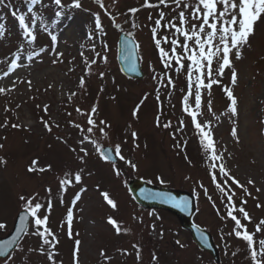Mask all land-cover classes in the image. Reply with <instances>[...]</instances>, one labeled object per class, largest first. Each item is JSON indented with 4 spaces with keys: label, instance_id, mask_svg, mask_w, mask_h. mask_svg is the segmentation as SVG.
I'll use <instances>...</instances> for the list:
<instances>
[{
    "label": "rangeland",
    "instance_id": "obj_1",
    "mask_svg": "<svg viewBox=\"0 0 264 264\" xmlns=\"http://www.w3.org/2000/svg\"><path fill=\"white\" fill-rule=\"evenodd\" d=\"M62 3L65 7L61 16L56 15L60 8L54 0H38L36 4H31L30 0H5V5H0V24L5 26L4 35L0 37V76L9 70L10 61L23 45L18 61L22 67L0 79V87L5 89L12 88L15 81L11 91L0 94V145H3L0 157L6 161L0 163V222L6 224L5 229H0V237L13 231L20 213L25 210L19 197L38 194L37 200L45 208L51 201L49 227L58 235L56 251L59 255L56 259L62 260L63 264H73L77 239L81 241L80 264H252L246 242L233 233L235 223L227 216V197L212 182V161L206 158L190 117L183 112V97L188 90L187 74L184 70L176 73L174 69H165L154 47L150 31L153 21L148 16L151 14L153 20L156 19L158 10L143 8L133 16L128 10L139 8L144 0H117L115 4L113 0H104L109 12L116 17V23L121 25L116 28L95 0H81L82 7L78 9L67 7L71 0H62ZM9 4L11 7L7 6ZM171 7L161 6L167 14L166 19L176 15ZM13 11L17 15L25 14L30 26L32 20H36L34 43L28 44ZM97 12L106 35L95 29L94 14ZM133 21L138 27H132ZM45 27L58 36L55 50L63 56L57 63H53L56 55ZM90 32L92 39H89ZM123 32L135 38L139 45L143 78L126 76L120 69L119 38ZM163 35L170 34L162 29L159 36ZM249 44L242 49L241 59L232 58L237 72L235 85L231 84V69H225L221 83L213 85L210 94L207 89L202 90V107L197 119L202 124H211L215 147L218 154L223 155V160L217 163L222 162L230 176L251 193L247 195L244 189L228 179V186L235 192V206L238 209L242 201H246L243 207L251 220L243 219L238 211L234 214L249 232H255V226L264 220V18L257 21ZM162 46L169 50L170 45L162 42ZM41 48L45 51L29 62L27 56ZM81 52L89 61L96 60L91 75H85L86 65ZM96 52L106 55L107 63L96 57ZM213 66L215 68V63ZM100 72L105 74L103 78ZM165 73L172 77L174 87L168 85ZM81 76L85 78L83 89L79 87ZM161 79L163 83L158 82ZM28 81H31V87ZM224 86L231 88L237 97L235 115L228 110L230 100L223 91ZM73 92L76 95L69 99ZM194 93L195 85L193 96L189 98L193 107ZM93 105L97 106L93 118L98 127L88 135L102 149L106 146L114 149L119 144L125 160L117 156L115 163L105 161L93 144L79 143L87 133L73 127L72 122L86 128L87 117L75 109L90 111ZM137 105L139 111L134 117L133 110ZM158 114H161V125L171 121L172 126L168 129L157 127ZM41 118L52 125L51 132ZM101 120L110 125L106 129L107 137L99 131V127H103L99 123ZM5 122L7 126H4ZM13 124L20 127L14 128ZM233 127L237 129L238 141L231 134ZM133 131L138 134L136 139L131 136ZM177 144L181 147H176ZM81 147L87 149V155L80 152ZM73 148L75 152L71 151ZM81 156L83 160L79 158ZM33 160L38 161V168L51 165V170L28 172ZM215 171L218 182L223 184L226 178L219 174L218 168ZM76 172H80L81 182L73 180L67 191L62 190L60 179L65 173L74 177ZM158 177H163L165 182L160 183ZM137 178L151 185L185 190L195 196L194 221L212 234L219 250V261L195 243L191 231L182 226L175 214L164 209L145 208L135 201L128 184ZM249 180L254 184H249ZM48 189H51L50 193ZM204 189H207V195ZM103 192L116 202V209L107 204ZM77 193H80V199L73 207ZM69 207H73L74 212L71 238L66 226ZM40 214H45L43 209ZM108 217L115 218L129 231L116 233L108 223ZM31 220L28 234L0 259V264H49L45 256L31 251L42 243L38 236L31 234L34 231ZM255 239L258 247V241L264 239V228L256 233ZM133 245L139 247V260ZM101 251L111 259L101 257Z\"/></svg>",
    "mask_w": 264,
    "mask_h": 264
},
{
    "label": "snow or ice",
    "instance_id": "obj_2",
    "mask_svg": "<svg viewBox=\"0 0 264 264\" xmlns=\"http://www.w3.org/2000/svg\"><path fill=\"white\" fill-rule=\"evenodd\" d=\"M38 0H30L31 4H36ZM117 0H113L115 4ZM55 5L60 8V11L56 12L57 16L63 15V9L65 5L62 3V0H54ZM95 3L99 5V7L107 14L112 20L114 26L116 28H120L121 25L116 23V17L109 12L108 8L105 6L104 0H95ZM0 5H5V0H0ZM165 8L171 7V10L176 13L175 16L170 19H166V12L161 9V6ZM11 7V5H7ZM69 8H81V0H71V4L67 5ZM156 9L158 10V17L153 20L151 14H149L148 19L153 21V26L150 31L152 33V40L154 43V47L158 50V57L161 63L163 64L165 69L175 70L176 73H180L184 70L187 74V94L183 97V112L186 113L193 125L194 131L197 133L199 137V143L203 148L205 156L208 160L212 161L210 167L213 169L211 171L210 176L212 182L215 187L219 189L221 193H223L229 202L227 205V216L230 217L234 223L235 227L233 229V233L237 238L242 239L246 242L249 250H250V258L252 264H264V239H260L257 241L255 239V235L258 232H261L262 228H264V220H261L255 226V232H249L246 225L241 223V219L235 215V212H239L243 219L250 221L251 217L249 213L243 207V204H246V201H242L241 206L237 209L235 203L233 201V197L235 196V192H233L228 186V179H232V181L240 188L244 189L247 195H251V193L247 192V189L244 185L240 184L238 180L234 177L230 176L229 171L226 169L225 165L218 161L223 160V155L218 154L217 149L215 147V141L213 138V133L211 129L210 122L208 124H202L197 116L200 114V110L202 107V90L207 89L209 94L211 93V89L213 85L220 84V78L223 77L225 73V69H231V84L235 85L237 83V72L233 67V56L235 59L239 60L242 58V49L245 46H250L249 41L250 37L255 34V26L257 21L261 18H264V0H156L155 3L151 2V0H144V3L141 4L139 8H130L128 11L133 14V16L139 12L141 9ZM31 12V9H29ZM12 15L16 17L19 21L20 27L23 29V35L28 38V44H32L36 41L37 37L35 35V22L33 19L31 22V26L28 22H26V15L19 14L13 11ZM94 24L95 29L99 30L100 33L105 34L104 27L101 21V15L99 12L94 14ZM132 27H138L133 21ZM167 31L170 35L159 36V32L161 30ZM5 26L0 24V37L4 35ZM44 31L49 32L51 37V42L53 45L52 51L56 55V59L53 60V63H57L60 60V57L63 56L62 52H56L55 45L58 43V36L56 34H52L47 27L44 28ZM89 39H92L91 32L89 33ZM163 44L170 45L169 50H165ZM132 48L135 50L139 47L138 43L132 41ZM95 44L92 45V50L95 52ZM106 47V45H105ZM45 49L41 48L39 52H33L27 56L29 62L33 60V57L39 56L41 52H44ZM127 52V56L125 57L128 60H131V51L128 48H125ZM23 52V45L20 46L18 51L14 54V58L10 61L9 70L3 73V76H0V79L7 77L10 72H14L17 68L22 67L18 61L21 59V54ZM96 57L100 58L104 63H107V56H101L100 52H96ZM81 56L83 57L84 63L86 65L85 75H91L92 65L96 64V60L93 59L91 61L88 60V57L84 56L83 52H81ZM215 63V68H214ZM131 70L135 71V64L132 63ZM100 77L103 78L105 75L103 72L99 73ZM168 85L174 87V83L172 81V77L167 75ZM155 78V77H154ZM207 80V83L205 82ZM158 82L163 83V80H159ZM29 86L31 87V81H28ZM195 85V93H194V107L189 104V98L193 96V86ZM15 87V81L13 82L12 88ZM79 87L83 89L85 87V78L84 76L80 77ZM12 88L5 89L4 87H0V94H5L8 91H11ZM103 90V89H101ZM158 91V90H157ZM223 91L226 93L227 97L230 100L229 112L235 115L237 113V97L234 95L231 88L224 86ZM171 93H169L170 95ZM76 93L73 92L69 96L71 99L72 96H75ZM157 100H159V96H157ZM143 103V101H141ZM39 107V106H38ZM209 107H211V102L209 101ZM7 110V109H6ZM48 106H44V111L47 112ZM77 113L80 115H84L87 117L86 124L87 127H83L82 125L72 122V126L79 129L81 132H86L87 134L82 137L79 141L81 145L85 142H89L93 144L96 150L99 152V155L105 161L111 159V157L102 149L101 145L95 140L92 139L90 135L96 129L97 122L93 118L97 113V106L93 105L90 111H85L77 107L75 109ZM139 111V105L133 110V116L136 117ZM162 114V112H161ZM158 114L155 120L157 127H163L168 129L172 126L171 121L163 123L161 125L160 115ZM71 115V113H68ZM42 122L45 125V128L51 132L52 125H50L47 121ZM100 125L103 127H99L100 133L107 137L108 132L107 128H110V125L107 124L106 121L101 120ZM180 124L183 125L184 121L181 120ZM7 126V122L5 125ZM12 127L17 128L20 125L13 124ZM59 127V125H56ZM232 136L235 137L238 141L239 137L237 134L236 127L232 128L231 132ZM175 136V133L172 134ZM131 136L133 139H136L138 134L133 131L131 132ZM186 143V142H185ZM176 147H181L180 144L175 145ZM136 147H139L137 144ZM0 148H3V145H0ZM71 151L75 152L76 149L73 148ZM111 151V149L109 150ZM115 155L119 156L120 160H125L126 158L121 155V146L119 144L115 145L114 148ZM80 152L87 155V149L84 147L80 148ZM83 160V156L79 157ZM0 163H6L2 157H0ZM38 161L33 160L32 165L27 169L28 172H45L51 170V165H47V167L38 168ZM126 163L130 164L133 168L136 167L131 161H126ZM219 170V174L222 177H225L223 184L218 182L217 173L215 169ZM119 175V171L116 173ZM71 177V178H70ZM160 183H164L163 177L157 178ZM73 180L75 183H80L82 180V176L80 172H76L74 177H72L71 173H65L64 178L60 179L59 184L62 190L67 191V188L73 184ZM249 184H254V181L249 180ZM203 188V184L200 185ZM49 193L51 189L47 190ZM84 189H81L83 192ZM205 194L207 195V189H204ZM259 191V189H257ZM105 201L108 205H110L113 209L117 208L116 202L109 197L107 192L102 193ZM38 194H33L31 196H23L21 195L19 199L24 202V215L21 216V222L25 223L26 218L31 217V225L34 227V231L31 233L32 235L38 236L42 243L38 249H31V251H38L39 254L45 256L49 261V264H63V261H57L56 257L59 253L56 251L57 245L59 244V238L57 233L53 232L49 227V215L51 212L52 204L51 201L48 202L47 207L45 205L38 202L37 200ZM80 199V193H77L72 201L73 207L75 206L76 201ZM211 199V197H209ZM63 201L61 200V203ZM177 206L187 207V201H181L177 203ZM73 207H69L66 213V226H67V235L69 238L73 236L72 232V224L74 220V212ZM257 207H261V205L257 204ZM44 210L43 216H41V210ZM108 223L113 226L116 233L128 232L129 229L122 228L121 224L113 217H108ZM63 227V225H61ZM155 227V225H153ZM6 224L0 222V229H5ZM23 232L25 235L28 234V228L22 227L18 229V235L13 240L5 241L0 243V255H7L4 249L9 248L11 245L16 244L19 239V233ZM233 233H229L232 235ZM179 243V241H177ZM80 240H75V247L73 249V264H80L79 252H80ZM136 248V257L140 259V250L137 245H133ZM101 257H104L106 260L111 259L107 257L106 254L101 251ZM235 255V253H233ZM9 259L11 257L9 256ZM155 260L156 257H153Z\"/></svg>",
    "mask_w": 264,
    "mask_h": 264
},
{
    "label": "water",
    "instance_id": "obj_3",
    "mask_svg": "<svg viewBox=\"0 0 264 264\" xmlns=\"http://www.w3.org/2000/svg\"><path fill=\"white\" fill-rule=\"evenodd\" d=\"M132 41L136 42L133 37L123 32L119 38V55L118 61L122 72L129 77L143 78L144 72L141 66L138 48L133 50ZM137 43V42H136ZM131 51V60L126 59L127 52L125 48ZM135 64V71L131 70V64ZM111 149V151H109ZM103 150L111 157L109 161L115 163L118 161V157L115 155V151L112 147L106 146ZM131 193L135 200L145 208H159L172 212L175 214L182 226L188 229L192 233V237L195 243L202 249L210 252L216 261H219V250L214 242L213 236L209 231L200 227L194 222L196 213V201L195 196L188 191L178 190L173 188L159 187L151 185L141 179H133L128 184ZM187 201L188 206H177L178 202ZM25 211H22L19 215L17 225L12 234L7 238H0V243L13 240L18 235V229L22 227H28V223L31 217L26 218L25 223L21 222V216ZM23 232L19 233V239L16 244L11 245L9 248L4 249L7 255L16 247ZM7 255H0L1 258H5Z\"/></svg>",
    "mask_w": 264,
    "mask_h": 264
}]
</instances>
